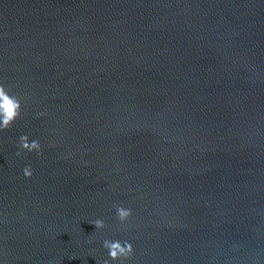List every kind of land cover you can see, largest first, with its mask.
I'll use <instances>...</instances> for the list:
<instances>
[{
	"label": "water",
	"instance_id": "obj_1",
	"mask_svg": "<svg viewBox=\"0 0 264 264\" xmlns=\"http://www.w3.org/2000/svg\"><path fill=\"white\" fill-rule=\"evenodd\" d=\"M0 264H264V0H0Z\"/></svg>",
	"mask_w": 264,
	"mask_h": 264
}]
</instances>
